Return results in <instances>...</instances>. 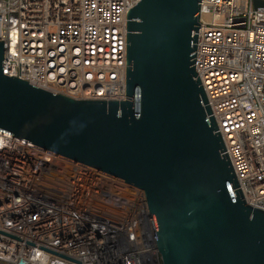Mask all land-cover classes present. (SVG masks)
<instances>
[{
  "label": "built area",
  "instance_id": "obj_1",
  "mask_svg": "<svg viewBox=\"0 0 264 264\" xmlns=\"http://www.w3.org/2000/svg\"><path fill=\"white\" fill-rule=\"evenodd\" d=\"M141 0H0L4 74L75 100H126ZM264 1V0H263ZM194 68L247 204L264 211V8L201 0ZM0 133V264H161L145 194Z\"/></svg>",
  "mask_w": 264,
  "mask_h": 264
},
{
  "label": "water",
  "instance_id": "obj_2",
  "mask_svg": "<svg viewBox=\"0 0 264 264\" xmlns=\"http://www.w3.org/2000/svg\"><path fill=\"white\" fill-rule=\"evenodd\" d=\"M200 4L141 0L128 12L122 102L75 100L7 76L0 41V133L142 190L161 264H264V211L244 199L194 68Z\"/></svg>",
  "mask_w": 264,
  "mask_h": 264
}]
</instances>
